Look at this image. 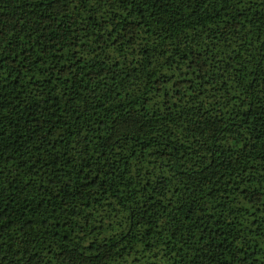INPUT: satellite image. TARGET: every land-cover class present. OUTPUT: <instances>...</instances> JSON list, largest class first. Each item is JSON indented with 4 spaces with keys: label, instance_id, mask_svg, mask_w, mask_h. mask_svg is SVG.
Segmentation results:
<instances>
[{
    "label": "trees",
    "instance_id": "16d2710c",
    "mask_svg": "<svg viewBox=\"0 0 264 264\" xmlns=\"http://www.w3.org/2000/svg\"><path fill=\"white\" fill-rule=\"evenodd\" d=\"M0 264H264V0H0Z\"/></svg>",
    "mask_w": 264,
    "mask_h": 264
}]
</instances>
